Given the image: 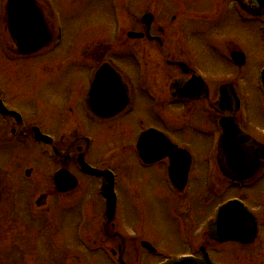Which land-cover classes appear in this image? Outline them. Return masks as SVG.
<instances>
[{
  "label": "rangeland",
  "instance_id": "obj_1",
  "mask_svg": "<svg viewBox=\"0 0 264 264\" xmlns=\"http://www.w3.org/2000/svg\"><path fill=\"white\" fill-rule=\"evenodd\" d=\"M37 1L44 7L51 26L55 24L54 12L63 19V41L59 45L50 44L27 60L9 62L6 54L16 59L13 54L16 47L9 32L0 29V42H3L0 43V92L10 98L13 96L11 103L24 110L30 121L62 137L64 147L74 154L83 151L86 145L84 139L77 137L89 134L93 138V145L87 151L91 163L113 167L119 174V220L105 224L101 199L95 188L96 179L71 168L79 178V189L61 198L51 192L40 205L35 201L47 192L49 171L52 170L49 163L34 164L32 176L27 177V168L35 161L31 159L23 163L29 160L30 151H24L23 155L13 154L19 159V165L14 166L11 159L8 161L2 156L0 181L4 186L0 203V264H117L112 254L105 251L108 245L121 247L129 264H159L165 260L163 252L153 254L142 246L143 241L175 257L198 254L199 247L207 245L218 263L264 264V171L257 181L243 189L230 188L224 179L219 180L218 172L207 174L205 156L211 135L203 137L199 133L202 128L215 126V119L207 113V105L187 109L181 104L168 102V105L156 106L159 108L152 110L149 107L152 105L141 97V105L135 104L133 111L126 116L93 120L88 116L90 112L85 105L79 103L87 92V74L90 79L89 71H94L103 62L114 63L121 71L133 70L135 43L115 40L116 21L113 7L107 0ZM132 4L134 10L141 14L154 10L156 25L164 26V45L143 41L140 45L151 56L155 70L161 76V85L165 83V70L171 69L167 63L169 58L175 60L187 56L185 59L189 61L195 59L210 63L209 67L206 64L205 70L207 75L213 73L212 63L218 55L210 43L215 36L221 35L217 30L218 24L236 26L223 33L231 39L225 42L228 48L235 46L248 51L254 67L264 61L260 24L240 20L233 11V0L227 2V6H231L224 7L223 19L214 22L210 20L222 0H132ZM134 26H137L135 20ZM118 30L123 31L124 28L119 27ZM202 35L205 38L203 43ZM41 63L44 66L43 79L38 76ZM254 71L252 69L244 76L248 83L246 99L253 116L251 124L247 123L248 127L244 129L264 142V94L256 86ZM211 81L216 82L217 78ZM70 86L75 87L72 92L77 93L80 108L76 122L69 125L66 121L65 128L63 95H71ZM165 89L169 94L167 86ZM158 110L168 113L172 125L155 117L153 112L160 113ZM142 124L147 127L155 125L166 134H174L180 146L187 141L192 144L198 161L184 191L175 194L167 185L162 163L146 168L135 155L136 136L143 130ZM213 179L217 183H211ZM11 183H14L13 188H8ZM37 187H42V192L34 194L35 199L32 200L31 192ZM232 196L245 198L258 216L262 233L254 244L217 243L208 237V216L213 214L216 203ZM81 209H84L82 216ZM89 211L94 215L91 225H88L91 220ZM79 227L84 228L81 233ZM117 232L121 235L116 236Z\"/></svg>",
  "mask_w": 264,
  "mask_h": 264
},
{
  "label": "flooded vegetation",
  "instance_id": "obj_2",
  "mask_svg": "<svg viewBox=\"0 0 264 264\" xmlns=\"http://www.w3.org/2000/svg\"><path fill=\"white\" fill-rule=\"evenodd\" d=\"M228 1H231V0H222V4L218 5L217 12L214 13L215 15L210 21L214 22L216 19H217L216 21L223 19L221 15L226 10V8L224 7L231 6V5L227 6ZM107 2L108 4L112 6V0H107ZM233 2L235 4L233 11H235L236 15L239 16V19L242 20L243 22H248V23L257 21L260 24L259 29L262 34L261 23H263V19H264V6L255 7L251 2H249V0H233ZM153 11L154 10H147L143 12L142 14L140 11H137V12L135 10L132 11V14L130 16L131 27H129V30H130L129 32H141V33H144L145 35L143 37H137V38H131L128 36L125 39L127 41H133L135 43L134 50L132 53L133 59H134L132 61L134 64L133 70L121 71L120 69L115 67L117 72L120 74L122 78L123 84L126 85L128 105L124 107V109L119 110L113 116L111 117L106 116L109 118H101L97 116L95 113H93L88 108V103H87L88 91L90 89L91 83L94 79V75L97 69H95L94 71L93 69H91L89 71L90 79L87 74L86 80L88 81V88H87V92L85 93V97H84V94L82 95L84 100L79 101L80 105L82 104L85 105V108L87 109V111L90 112V115L88 116L92 117V119L95 121L110 120L120 115L126 116L133 111L136 105L137 106L141 105L139 98L143 97V99H146V101L149 102L150 104L153 102L152 98L149 95L154 97V94L147 92V88L142 85V82L144 84H149L150 87H153L156 92L155 96L157 95L159 96V98H161L160 103L156 104L153 102L154 104L153 105L151 104L152 106L149 105V107L152 110H156L159 108L156 106H161L163 104L168 105V102L181 104L183 105V107L187 109L198 108V107H203L204 105H207L208 107L207 113H209V115H211V117L215 119L213 120L215 122V126L212 128L210 127L202 128L199 130V133L203 137H208L211 135V140L209 142L207 156H205L207 159L206 161H208L207 163H205L206 168L213 169L215 173L218 172L219 180L223 181L222 179H224L226 183H229L231 185L230 188L243 189V188L251 186V184L255 182V180L256 181L258 180V178L260 177V174L264 171V159H263L262 165L257 170H255L257 166V162H259L260 158L262 157L261 155L263 154L261 145L264 146V142H261L260 140L256 139V137H254L252 134L245 131L244 128L248 127L249 123L251 124V121L253 120V116L251 114L252 111L250 109V104L247 103V100H244V96H240L239 92L242 89L245 90L246 87L248 86V83L244 76L248 74L250 71H252L253 69L255 70L254 72H255L256 86L257 88L261 89L262 92L264 93L262 84L259 80V73L261 71V68L264 65V61L260 62L258 65L254 67L250 53L248 51L243 50L239 47H235V46L228 48L225 42L226 40H231V39L229 38V36L223 35V33L228 32V29L231 30L233 28H236V26L229 25L227 27L224 24H218L217 30L218 32L220 31L221 35L215 36V38L211 39V43H210L211 46L215 48V50L217 51L216 55H218L217 58L214 59L216 63L214 61H213L214 63L211 62L212 65L214 66V68L212 69L214 70L213 71L214 74L210 72L207 75L206 73L205 68L207 69V66L210 63L209 64L206 63L207 64L206 66V64H204L201 60L196 61L194 59L193 61H189L185 59L187 56H183L184 58L181 57L175 60L174 59L170 60L169 58L167 60V63L171 67V69L169 71L165 70V79H164L165 83L164 85H161V76H159V74L155 70L154 63H152L150 59L151 56L146 51H144V49H141V46H140L142 43L141 41L147 42V43H153V44L156 43L159 45L165 44L164 38L166 34H165L164 26L160 24L156 25V15L155 13H153ZM4 13L2 12L0 14V29L1 30L5 29L9 32L8 26H7V19L4 16ZM146 13L152 14L151 23L150 22L148 23L143 18L144 14ZM134 20L137 21V26H134ZM148 24H150L149 27H148ZM222 26H225L226 28L222 29ZM50 27H51V32L54 34L53 26L50 25ZM148 31L150 34H148ZM9 36H10V33H9ZM205 37L208 38L209 36H205ZM261 37L264 39V35H262ZM201 39H202L201 43H203V40H205L203 35ZM183 41L186 43L185 40ZM0 43L2 44L3 42L1 41ZM9 51H11L12 53V50L10 49V47H9ZM13 54L15 55L16 59H14L13 55L6 54V60H8L9 62L21 60V59L27 60L29 57L35 56L40 53L38 52L32 55H22L15 51L13 52ZM140 54H143L149 62V66H150L149 67L150 71L148 74L149 79L146 76L145 78L143 77L141 78L140 76L139 63H138V56H140ZM179 61L184 62L186 65L182 66ZM238 62L242 63V65H239ZM112 65L114 66V64ZM40 68L41 70L39 74L38 73L37 74L40 77V79H43L42 77H43L44 66L42 63L39 66V69ZM215 69H218V71L215 72ZM34 74L35 73H33V75ZM216 78H217L216 82L211 81V79H216ZM166 86L169 89V94L166 92V89H165ZM69 89L71 90V95L70 96L68 94L63 95L64 97L63 115L65 117L64 119L65 128H66V125H65L66 121H68L66 123H68L69 125L76 122V114L79 112V108H80V105L77 104V97H76L77 93L72 92V90H75V87L70 86ZM184 89L185 91L182 92ZM221 93H226V95H224L225 97L224 100H220ZM236 94H238L239 100H237ZM121 96H122V92H119L117 90V87L115 89L114 86L111 85V88H107L106 92L103 94L102 96L103 100L101 99L100 104L103 106H108V105L115 106L117 105V103L120 102ZM12 97L10 98L8 94L4 92H0V98L3 100L5 105L9 109L16 110L21 114L20 121L15 120L10 115L0 114V145L4 146L3 149L0 146V163L1 161H4L2 159V156H3L4 159L7 158L8 161L9 159H11L13 166L19 165V159L13 156V154L21 153V155H23L24 151H30L29 160L23 163L30 162L31 159H35V161H32L31 167L27 168L28 169L26 171L27 177L32 176V172L34 171V167L32 166H35L34 164L36 165H39V163L43 164L45 161L49 163L50 166L53 167L54 173L61 169L70 170L72 173L73 171L71 170V168H74L75 170H77L76 159H75L76 154H74V152L71 149L64 147V142H62L61 140L62 137L59 138L56 135V133H54L51 129L44 128L41 124L30 121L24 110L20 109L17 106H14L11 103V100L14 98ZM116 97H118V101L114 102V99ZM153 114H155V117L159 118L162 121V123L172 125V120H170L167 112L161 110L160 113L156 114V112H153ZM167 119L168 121L166 122ZM229 120H231V122L233 123V127L230 126V130L232 133H233L232 131V128H233L234 132L239 131L241 134L248 136L252 140V142L247 143V145L250 146L252 154L256 157L254 161L256 163L252 162L251 164H229L225 149L222 147H219V143H218L219 139L221 138L224 132V124L227 125ZM144 125L142 124L143 130L139 133V135L136 136V154L135 155H137V158L139 159V161L141 160L140 155H139V149H138V138L140 134L144 130L150 127L158 128L155 125H151L150 127H147ZM37 129H39L42 133L50 135L52 137L53 140L50 143V146L52 147L53 153L57 155L55 156V158L58 157L57 161L55 162L53 161V157L50 156V149L46 148L45 145L36 138ZM168 135L174 138V140L178 143L179 139L174 134H168ZM77 139L85 140L87 147H84L83 151L79 150V153L82 152L86 156V158L89 159L87 148L91 146V139L93 138L89 134H85L81 138L77 137ZM238 144L241 146L243 145L242 142L240 143L238 142ZM181 147L187 149L192 154V164H191V169L188 174V181L186 183V186H184V188L182 189H177L176 187H174V185L171 183L169 179V172H168L169 171V159L168 158H165L153 164L144 163L142 160L140 161L142 165L146 168L151 167L152 165H157L159 163H162L164 167V171L166 172V176H167V185L175 192V194L180 193L187 188L191 180L190 176H191L192 168L194 167L196 160L198 161L197 155L195 154L194 148L192 147V144L190 142L187 141V143L182 144ZM78 148L80 149L81 147L79 146ZM60 157H64V159L67 161L61 162ZM0 166L2 165L0 164ZM102 167L104 168V166ZM237 170H240L241 172L243 171L247 175L242 174L240 173V171H237ZM0 171L2 170L0 169ZM214 181L217 183V181L214 179L211 181V183H213ZM9 185L10 186L8 188L10 187L13 188L12 184H9ZM3 186L4 185L0 181V189L2 191V198H3ZM79 187H80V184H78L75 189H72L66 192H60L56 189L54 181L52 180L50 185L47 186V190H46L47 192H45L43 196L41 197V199H43L42 204L44 203L45 199L49 197L51 192L59 197H64V196L68 197L71 193L79 189ZM95 188L97 192V186ZM10 190L11 189H9V191ZM40 192H42V187H37L31 193L36 194ZM232 197H236V196H232ZM238 197L242 198L245 202H247L245 198L241 196H238ZM120 198H121V195H120ZM118 225H119V222H118ZM259 226H260V233H261L262 232L261 223ZM120 235H121L120 232L116 233V236H120ZM142 246L145 247L148 251L152 252L153 254H156L157 252L161 253V249H155V251H152L151 249L143 245V242H142ZM107 247H113V249L116 252L120 253L122 258L126 260V257L124 256V253L121 247L118 246L116 248L115 246H111V245H108ZM200 247H199V250H200ZM196 255H199V253Z\"/></svg>",
  "mask_w": 264,
  "mask_h": 264
},
{
  "label": "water",
  "instance_id": "obj_3",
  "mask_svg": "<svg viewBox=\"0 0 264 264\" xmlns=\"http://www.w3.org/2000/svg\"><path fill=\"white\" fill-rule=\"evenodd\" d=\"M257 5L264 6V0H252ZM9 12V26L14 39L20 46L21 52L30 53L35 52L45 46L50 41L48 33V26L43 13L37 6L35 0H9L8 3ZM119 85V78L115 76L114 71L109 66L102 67L95 77L92 89L89 92V106L102 116H111L118 112L123 106L125 96L121 103H117L115 106H103L101 104L94 105V102H101L103 100V92L107 88H111V85ZM121 86V84H120ZM124 88H121L120 92L125 95ZM105 93V92H104ZM118 101V97L114 99V102ZM233 126V125H231ZM233 134L235 136H233ZM161 140L160 145L152 146V141L157 142ZM238 142H242L243 145H239ZM252 140L241 134L239 131L232 133L227 127L225 128V134L221 143V147L225 149L228 157V162H232L234 158L235 163L239 164H251L256 163L255 156L252 154L250 146L247 143ZM143 158L147 162H152L164 156H170L171 158V177L175 180L176 185L182 188L186 183L187 174L189 171L190 158L187 153L172 144L166 136L155 131H149L143 134V137L139 144ZM264 147L261 145L263 151L262 157L257 162V170L264 159ZM152 148V149H151ZM239 149L240 152L230 153V151ZM150 151L156 155L152 156ZM230 163V162H229ZM74 184V183H73ZM251 223V224H250ZM255 218L251 215L246 208H242L239 204L231 203L226 206L224 211L219 215L218 219L211 224L210 235L212 238L220 241L226 240H241L243 242H251L254 239L256 233ZM164 264H216L205 256L204 259L195 258H182L181 260H170Z\"/></svg>",
  "mask_w": 264,
  "mask_h": 264
}]
</instances>
